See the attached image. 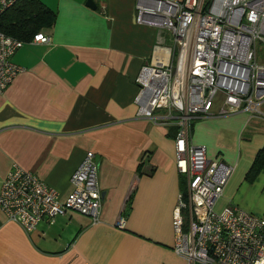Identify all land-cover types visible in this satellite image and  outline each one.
<instances>
[{"label":"crops","instance_id":"crops-1","mask_svg":"<svg viewBox=\"0 0 264 264\" xmlns=\"http://www.w3.org/2000/svg\"><path fill=\"white\" fill-rule=\"evenodd\" d=\"M39 1L54 13L40 31L50 41H24L11 57L23 70L0 95V187L17 164L64 200L70 175L92 151L100 221L71 210L27 233L0 209V264H183L171 223L185 187L176 127L139 117L135 102L140 67L173 62L171 37L135 21L136 0H91L94 8L87 0ZM189 141L233 166L218 209L264 215V202L247 200L264 190V170L246 179L264 147V101L255 113L194 119Z\"/></svg>","mask_w":264,"mask_h":264},{"label":"built area","instance_id":"built-area-1","mask_svg":"<svg viewBox=\"0 0 264 264\" xmlns=\"http://www.w3.org/2000/svg\"><path fill=\"white\" fill-rule=\"evenodd\" d=\"M18 0H0V16ZM135 21L168 34L173 62L142 65L138 116L173 125L175 164L185 179L172 212L173 251L183 264H264V217L236 205L218 209L233 166L189 141L196 118L258 112L264 101V0H136ZM33 42L48 43L38 32ZM24 41L0 31V95L23 70L11 57ZM92 151L69 177L64 200L33 172L13 164L1 182L0 209L27 233L68 211L100 221L101 191ZM125 226V217L116 221Z\"/></svg>","mask_w":264,"mask_h":264},{"label":"trees","instance_id":"trees-1","mask_svg":"<svg viewBox=\"0 0 264 264\" xmlns=\"http://www.w3.org/2000/svg\"><path fill=\"white\" fill-rule=\"evenodd\" d=\"M54 13L39 0H18L0 16V31L22 41L51 26ZM264 170V147L258 150L246 179H254Z\"/></svg>","mask_w":264,"mask_h":264},{"label":"rangeland","instance_id":"rangeland-1","mask_svg":"<svg viewBox=\"0 0 264 264\" xmlns=\"http://www.w3.org/2000/svg\"><path fill=\"white\" fill-rule=\"evenodd\" d=\"M258 59L259 61H261L262 59H264V48L262 47H258ZM258 194L254 193V194H250L249 197L247 198V200L250 201V203L252 204H257V203H262L264 202V195H262V193H264V190H260L257 191ZM254 214L260 217H264V215H260L262 213H259V211H254Z\"/></svg>","mask_w":264,"mask_h":264},{"label":"water","instance_id":"water-1","mask_svg":"<svg viewBox=\"0 0 264 264\" xmlns=\"http://www.w3.org/2000/svg\"><path fill=\"white\" fill-rule=\"evenodd\" d=\"M87 5L90 7L94 8L95 6L93 5V2L91 0H87Z\"/></svg>","mask_w":264,"mask_h":264}]
</instances>
